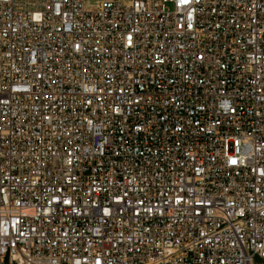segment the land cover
I'll use <instances>...</instances> for the list:
<instances>
[{
	"label": "built area",
	"instance_id": "built-area-1",
	"mask_svg": "<svg viewBox=\"0 0 264 264\" xmlns=\"http://www.w3.org/2000/svg\"><path fill=\"white\" fill-rule=\"evenodd\" d=\"M0 264H264V0H0Z\"/></svg>",
	"mask_w": 264,
	"mask_h": 264
},
{
	"label": "rangeland",
	"instance_id": "rangeland-1",
	"mask_svg": "<svg viewBox=\"0 0 264 264\" xmlns=\"http://www.w3.org/2000/svg\"><path fill=\"white\" fill-rule=\"evenodd\" d=\"M91 2H93V0H91ZM258 261H260V260H258Z\"/></svg>",
	"mask_w": 264,
	"mask_h": 264
}]
</instances>
